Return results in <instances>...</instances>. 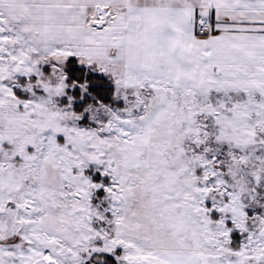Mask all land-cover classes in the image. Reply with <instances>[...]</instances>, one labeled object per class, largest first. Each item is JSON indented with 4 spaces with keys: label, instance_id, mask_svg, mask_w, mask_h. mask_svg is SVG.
<instances>
[{
    "label": "snow or ice",
    "instance_id": "6c2138e0",
    "mask_svg": "<svg viewBox=\"0 0 264 264\" xmlns=\"http://www.w3.org/2000/svg\"><path fill=\"white\" fill-rule=\"evenodd\" d=\"M0 264H264V0H0Z\"/></svg>",
    "mask_w": 264,
    "mask_h": 264
}]
</instances>
